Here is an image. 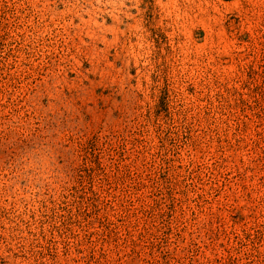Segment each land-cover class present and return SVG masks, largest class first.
<instances>
[{"label":"rangeland","instance_id":"374dc122","mask_svg":"<svg viewBox=\"0 0 264 264\" xmlns=\"http://www.w3.org/2000/svg\"><path fill=\"white\" fill-rule=\"evenodd\" d=\"M0 264H264V0H0Z\"/></svg>","mask_w":264,"mask_h":264}]
</instances>
